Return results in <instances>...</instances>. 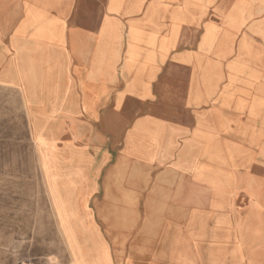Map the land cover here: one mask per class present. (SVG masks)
<instances>
[{"label":"crops","instance_id":"1","mask_svg":"<svg viewBox=\"0 0 264 264\" xmlns=\"http://www.w3.org/2000/svg\"><path fill=\"white\" fill-rule=\"evenodd\" d=\"M14 112L55 233L21 264L139 257L161 213L180 264H264V0H0Z\"/></svg>","mask_w":264,"mask_h":264},{"label":"rangeland","instance_id":"2","mask_svg":"<svg viewBox=\"0 0 264 264\" xmlns=\"http://www.w3.org/2000/svg\"><path fill=\"white\" fill-rule=\"evenodd\" d=\"M14 115L13 132L0 133V264L36 260L55 238L51 207L33 145L19 113ZM164 208L159 210H170ZM181 220L180 214H158L157 245L143 247L139 257L131 248L110 247L109 258L106 247L95 245L93 264H180V259L173 256L174 251L181 250L180 243L172 247L164 238L169 234L171 239L180 241ZM36 240H44L46 244Z\"/></svg>","mask_w":264,"mask_h":264}]
</instances>
